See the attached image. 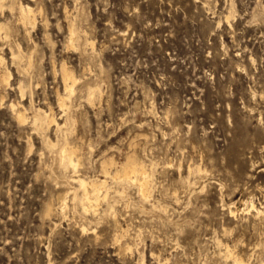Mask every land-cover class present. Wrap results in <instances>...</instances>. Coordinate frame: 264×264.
<instances>
[{
    "label": "rangeland",
    "instance_id": "1",
    "mask_svg": "<svg viewBox=\"0 0 264 264\" xmlns=\"http://www.w3.org/2000/svg\"><path fill=\"white\" fill-rule=\"evenodd\" d=\"M21 1L36 11L35 27L19 21ZM21 1L0 11V76L10 72L7 84L0 77V264H241L224 257L225 245L249 258L242 264H264V215L250 203L264 208V0ZM64 60L82 76L67 111L58 103ZM11 104L30 119L20 122ZM48 108L66 125L34 129ZM64 136L79 146L85 176L105 178L103 158L121 163L135 151L155 172L151 201L127 186L113 211L105 201L99 214L84 212L72 193L63 210L74 186L73 168L59 163Z\"/></svg>",
    "mask_w": 264,
    "mask_h": 264
},
{
    "label": "bare ground",
    "instance_id": "2",
    "mask_svg": "<svg viewBox=\"0 0 264 264\" xmlns=\"http://www.w3.org/2000/svg\"><path fill=\"white\" fill-rule=\"evenodd\" d=\"M21 1V0H20ZM233 1V0H232ZM25 2V1H24ZM10 3V2H9ZM8 3V4H9ZM7 4V0H0V11L3 9H5L4 7H6L5 5ZM7 4V5H8ZM20 5V7H21V16H20V20L19 21H22V23L24 24V25H27V24H31L33 27H35V25H36V23H37V18H36V14H35V10H34V8H33V6H31V5H29V4H26V3H23L22 1H21V3L19 4ZM18 5V6H19ZM209 5V4H208ZM10 7H11V9L13 8V6H14V2H11L10 3V5H9ZM9 7V8H10ZM7 8V7H6ZM8 8V9H9ZM41 7H39V9H40ZM43 8V7H42ZM78 8V7H77ZM205 8H206V6H205ZM231 8V7H230ZM20 10V9H19ZM37 10V9H36ZM19 12V11H18ZM233 12V11H232ZM38 13V12H37ZM11 14V13H10ZM20 15V14H19ZM76 15V14H75ZM74 15V16H75ZM13 16V15H12ZM18 16V15H17ZM16 16V17H17ZM38 16V15H37ZM7 17V16H6ZM4 18H5V16H4ZM68 18V17H67ZM72 18V17H71ZM229 18V16H227V19ZM8 19V18H7ZM17 19V18H16ZM74 19V18H73ZM1 20V19H0ZM47 20V19H46ZM7 21H9V20H7ZM6 21V22H7ZM17 21V20H16ZM16 21H15V23H16ZM70 21H72V20H70ZM75 21V20H74ZM80 22V21H79ZM14 23V24H15ZM77 23V22H76ZM84 23V22H83ZM82 23V24H83ZM10 24V23H9ZM68 24V23H67ZM16 25V24H15ZM81 25V24H80ZM16 26H18V25H16ZM7 23H4V22H2V21H0V32L1 31H5L6 32V35L8 34V32H7ZM67 27H68V25H67ZM84 28V27H83ZM15 29V28H14ZM13 29V30H14ZM18 29H19V27H18ZM85 29V28H84ZM83 29V30H84ZM13 30H12V33H13ZM30 30V29H29ZM82 30V31H83ZM86 30V29H85ZM15 31V30H14ZM18 31V30H17ZM26 31V30H25ZM81 31V32H82ZM28 32V31H27ZM30 32V31H29ZM80 32V33H81ZM87 32V31H86ZM85 32V33H86ZM11 33V34H12ZM15 33V32H14ZM69 33H70V35H69V46H76L77 45V41L79 40V38H80V36H79V38H78V40H77V27H76V24L72 21L71 23H70V26H69ZM25 34H26V32H25ZM46 34V33H45ZM1 35H5V33L3 34H1ZM5 35V36H6ZM29 35V34H28ZM4 36V37H5ZM27 36V35H26ZM86 36V35H85ZM8 37V36H7ZM28 38V37H27ZM86 38V37H85ZM29 39V38H28ZM87 39H89V38H87ZM3 40H5V39H3ZM17 41V40H16ZM67 41V40H66ZM18 42V41H17ZM87 42V41H86ZM19 43V42H18ZM88 43H91V46L93 45V42L91 41V42H88ZM20 44V43H19ZM83 45H84V43H82ZM18 45V44H17ZM82 45V46H83ZM86 45V44H85ZM34 46V45H33ZM32 46V47H33ZM67 46V45H66ZM17 47H19V45L17 46ZM35 47V46H34ZM79 47V46H78ZM77 47V49H79ZM85 47V46H84ZM83 47V48H84ZM86 47H87V45H86ZM89 47H90V45H89ZM93 47V46H92ZM71 48H74V47H71ZM91 48V47H90ZM13 49V48H12ZM20 49V48H19ZM18 49V50H19ZM24 49V48H23ZM28 49H30V48H27V50ZM69 49H70V47H69ZM76 49V50H77ZM11 50V49H10ZM15 50H16V47H15ZM84 50V49H83ZM90 50V49H89ZM88 50V51H89ZM95 50V49H94ZM93 50V51H94ZM13 51V50H12ZM11 51V53H13V57L14 58H16L17 57V59H18V56L21 54V53H23L24 51H22L21 53H18V54H15V51L14 52H12ZM35 51V50H34ZM33 52V51H32ZM90 52V51H89ZM27 52H25V54H26ZM28 53H31V50H30V52H28ZM24 54V53H23ZM34 54V53H33ZM12 55V54H11ZM30 55V54H29ZM81 55V54H80ZM89 55V54H88ZM91 55V54H90ZM97 55V54H96ZM21 56V55H20ZM27 56H28V54H27ZM26 56V57H27ZM82 56V55H81ZM30 57V56H29ZM3 56L2 55H0V60H1V62L3 61ZM12 58V57H11ZM20 58V57H19ZM31 58V57H30ZM34 58V57H33ZM87 58V57H86ZM13 59V58H12ZM21 59V58H20ZM89 59V58H88ZM14 60V59H13ZM22 60H23V55H22ZM26 60H27V58H26ZM83 60H84V58H83ZM33 61H34V59H33ZM38 60H36V62H37ZM88 61V60H87ZM1 62H0V64H1ZM15 62V61H14ZM25 62H27V61H25ZM35 62V63H36ZM60 62H62L60 65V71H61V75H62V79H63V83H64V90L66 91V94H67V96L65 95V94H58V103L60 104V106L63 108V111L65 110V111H67V97L69 98L71 95H73V93H75L74 91H75V86L78 84V83H80L81 81H80V78L82 77H79V75H77V73H75V71H74V69L67 63V61L66 60H64V61H60ZM19 63V62H18ZM32 64H33V62H31ZM31 63H30V65H31ZM83 63V62H82ZM2 64H5V63H2ZM84 64V63H83ZM89 64V63H88ZM14 65V64H13ZM18 65V64H17ZM24 65V64H23ZM15 66V65H14ZM29 66V65H28ZM32 66V65H31ZM30 66V67H31ZM34 66H36L37 67V64L35 65L34 64ZM34 66H32V67H34ZM2 67V66H1ZM7 67V66H6ZM22 67V66H21ZM27 68V67H26ZM7 69V68H6ZM31 68H29V70H30ZM37 69V68H36ZM8 70V69H7ZM25 70V69H24ZM23 70V71H24ZM27 70H28V68H27ZM28 70V71H29ZM26 72V71H25ZM35 72V71H34ZM102 72V71H101ZM39 73V72H38ZM94 74V73H93ZM40 75V74H39ZM38 75V77H40ZM9 76H10V72L9 71H5V72H3V73H1V79L3 80V81H6L5 83L7 84V82L8 81H10L9 80ZM30 78H31V75H30ZM89 78V77H88ZM98 78V77H97ZM21 80V79H20ZM33 80H36L35 78L33 79ZM39 80V79H38ZM89 81V80H88ZM87 81V82H88ZM4 83V84H5ZM30 83V82H29ZM18 85H20L19 87H20V89H21V92L22 93H25V91L23 90V83H19L18 82ZM28 85V84H27ZM81 85V84H80ZM89 86L90 84L89 83H86V86ZM98 85V84H97ZM31 86V85H30ZM93 86H94V84H93ZM101 86V85H100ZM78 87H80V86H78ZM77 87V88H78ZM25 88H27V87H25ZM84 88V87H83ZM19 89V90H20ZM28 89H30L29 87H28ZM79 89V88H78ZM89 90H88V92H87V94H88V99L90 100V101H92V99L93 98H95V95L97 96V93H98V91L100 92V87L99 86H94V87H92V86H90L89 88H88ZM26 90V89H25ZM63 90V91H64ZM28 91H30V90H28ZM64 91V92H65ZM77 91V90H76ZM31 92H32V90H31ZM83 92V91H82ZM80 93V92H79ZM26 94V93H25ZM33 94V93H32ZM82 95V94H81ZM99 95V94H98ZM31 97V96H30ZM263 97V96H262ZM71 99L73 98V97H70ZM83 98V97H82ZM100 98V97H99ZM95 100H96V98H95ZM263 100V99H262ZM30 102H31V100H30ZM69 103V102H68ZM74 103V102H73ZM12 106H13V110H14V112H15V114H16V116H17V118H18V120L20 121V122H25L26 120H27V115H26V112L23 110V109H19L18 107H15V105L14 104H11ZM80 105H81V103H80ZM77 106V105H76ZM20 107L22 108V106L20 105ZM26 107V106H25ZM40 107V106H39ZM38 107V108H39ZM74 107V106H73ZM82 107V106H81ZM28 108V107H27ZM41 108V107H40ZM69 108H70V105H69ZM77 108H78V106H77ZM76 108V109H77ZM11 109H12V107H11ZM149 109H151V108H149ZM26 110V109H25ZM153 110V109H152ZM27 111V110H26ZM29 111V110H28ZM53 110H52V108H48V110H43V109H38V112H37V114L33 117V125L35 126V128L34 129H36V128H42V127H44V126H47V128H50L52 125H54V126H56V128H63V126H65L66 125V123H67V121L65 122V123H63V124H61L60 122H58V120H57V117H55V114H53V112H52ZM79 111V110H78ZM252 111V110H251ZM13 112V111H12ZM13 112V113H14ZM75 112V111H74ZM73 112V113H74ZM148 112H149V110H148ZM146 113H147V111H146ZM61 114V113H60ZM62 114H64V113H62ZM61 114V115H62ZM80 114V113H79ZM148 114H150V113H148ZM29 116V115H28ZM65 116H66V114H65ZM74 116V115H73ZM73 118H75V117H73ZM29 119H30V117H29ZM28 119V120H29ZM77 119V118H76ZM79 119V118H78ZM27 120V121H28ZM32 120V119H31ZM64 120V119H63ZM73 120V119H72ZM71 120V121H72ZM26 121V122H27ZM74 121V120H73ZM76 121V120H75ZM74 121V122H75ZM77 122V121H76ZM81 123V122H80ZM31 124V123H30ZM141 124V123H140ZM73 125H74V123H73ZM173 126V125H172ZM149 127V126H148ZM74 128V127H73ZM73 128H72V130H73ZM176 128V127H175ZM31 129H33V128H31ZM33 129V130H34ZM37 130V129H36ZM42 130V129H41ZM46 130V129H45ZM33 132V131H32ZM61 132V131H60ZM67 132V131H66ZM71 132V131H70ZM69 132V133H70ZM37 133V132H36ZM45 133V132H44ZM49 133V132H48ZM47 133V134H48ZM55 133V132H54ZM62 133H64V132H62ZM61 133V134H62ZM69 133H68V135H66V136H69ZM74 133H76V131L74 132ZM73 133V134H74ZM39 134V133H38ZM42 134V133H41ZM148 134V133H147ZM45 135V134H44ZM65 135V134H64ZM46 136V135H45ZM55 136H56V134H55ZM66 136H64V140H65V137ZM40 137H43V135L42 136H40ZM47 137H48V135H47ZM51 137V136H50ZM70 137V136H69ZM73 137V136H72ZM72 137H71V139H72ZM59 138V137H58ZM171 138V137H170ZM40 139V138H39ZM44 139V138H43ZM43 139H41V140H43ZM55 139H56V137H55ZM70 139V140H71ZM49 140V141H48ZM47 141H48V143L50 144V146L52 145L53 147H56L55 145L57 144L56 142H53L52 141V139H51V141H50V139H48ZM57 140V139H56ZM55 140V141H56ZM44 141V140H43ZM66 141V140H65ZM76 141H78V140H76ZM61 142V141H60ZM74 142V141H73ZM72 142V144H74ZM44 144H46V142H43ZM48 144V145H49ZM69 141H66L65 142V144L64 145H62V147H61V149H59V152H60V160H59V163L65 168L64 170L65 171H67L66 169L68 168H70V167H72L73 168V170L72 171H74V174H72V175H70L71 177H70V179L69 180H71L73 183H74V186L72 185V188H73V190L71 191H69L68 190V192H67V194H66V196H64L63 197V201H62V207H63V210L67 207V201H66V198H67V195H68V193H72L73 195L71 196V197H73L74 198V201H77V205L79 204V206H81L80 208L84 211V212H95V213H98L99 214V212L97 211V210H99V205L101 204V202H104L105 203V201L107 202V204L109 205V207L111 208V210L113 211L114 210V205H116V204H114L113 202H115V200H116V198H117V196H124L125 195V193H126V187L127 186H133V187H135L136 188V191L139 193V196L141 197V199L145 202H150L151 201V199H152V196H153V183L155 182V181H153L154 180V173L155 172H153V169H149L151 166H149V168H148V166H147V163H145L143 160H142V158H140L139 157V154L137 155V153L135 152V151H133V152H130V153H128L127 154V156H126V158L124 159V161L122 160L121 161V163H119V161H117L114 157H112L111 155V157H105V158H103V160L102 159H100V160H102L101 161V167L100 168H102V174H104V176H105V178H102V177H93L92 175L91 176H85L84 174L82 175V174H79L78 173V171L80 170V169H78L79 168V166H81L82 164H81V158H82V156H81V154H80V148H79V146H77V145H72ZM47 145V144H46ZM50 146H48V147H50ZM52 146L50 147L51 148V150H52ZM88 146H91V145H88ZM47 147V146H46ZM91 147H93V146H91ZM53 152V151H52ZM82 152V151H81ZM59 154V153H58ZM87 157H85V159H86ZM100 158V157H99ZM42 159H43V157H42ZM51 160V159H50ZM87 160V159H86ZM95 160V159H94ZM93 160V161H94ZM44 161V160H43ZM83 161V160H82ZM149 161V160H148ZM154 161V160H153ZM45 162V161H44ZM84 162V161H83ZM53 163V162H52ZM156 163V162H155ZM150 164V163H149ZM48 165V164H47ZM50 165V164H49ZM58 165V164H57ZM154 165H156V164H154ZM153 165V166H154ZM191 165H193V164H191ZM87 166H89V165H87ZM152 166V167H153ZM171 166V165H170ZM60 167V166H59ZM83 167V166H82ZM85 167V166H84ZM193 167V166H192ZM191 167V171H193V173H194V171H196V172H199V173H197V175L196 176H198V174H200V173H202V168H201V166L199 165V166H197L195 169H194V167L192 168ZM58 168V167H57ZM60 168H62V167H60ZM71 168V169H72ZM90 168H92V167H90ZM154 169H155V166L153 167ZM83 169V168H82ZM48 170V169H47ZM51 170V169H50ZM57 170V169H56ZM63 170V169H62ZM156 170V169H155ZM206 171V170H205ZM59 172H60V170H59ZM71 172V171H70ZM64 173V172H63ZM205 173V172H204ZM207 173V172H206ZM53 174H54V172H53ZM89 174V173H88ZM189 174V173H188ZM59 175H60V173H59ZM187 175V174H186ZM190 175V174H189ZM191 175H194V174H191ZM49 176H50V173H49ZM66 176V175H65ZM196 176H194V177H196ZM201 176V175H200ZM202 176H203V174H202ZM55 177V176H54ZM58 177V176H57ZM64 177V176H63ZM165 177V176H164ZM187 178H189L188 177V175H187ZM193 178V177H192ZM206 178V177H205ZM58 179V178H57ZM61 179V178H60ZM181 179H183V178H181ZM186 179V178H185ZM185 179H184V182H185ZM194 179V178H193ZM62 180V179H61ZM192 180V179H191ZM195 180V179H194ZM199 180H201V178L199 179ZM199 180H197V181H199ZM109 181H111V182H113V184L115 183L116 185L118 184V185H121V187L119 188H117V187H115L114 189H113V184L111 185L110 184V182ZM60 182V181H59ZM63 182V181H62ZM190 182V181H189ZM196 182V181H195ZM67 183V182H66ZM191 183H194V182H191ZM190 184V183H189ZM196 184V183H195ZM198 184V183H197ZM63 185V184H62ZM155 185H157V184H155ZM154 185V186H155ZM191 185V184H190ZM67 186V185H66ZM70 186H71V184H70ZM196 186V185H195ZM183 187V186H182ZM190 187V186H189ZM164 188V187H163ZM166 188V187H165ZM204 188V187H203ZM69 189V188H68ZM71 189V188H70ZM131 189V188H130ZM167 189H170V188H167ZM67 190V189H66ZM127 190H128V188H127ZM132 190H133V188H132ZM186 190V189H185ZM188 190V189H187ZM129 191V190H128ZM164 192V191H163ZM166 192V191H165ZM196 192V191H195ZM203 192V191H202ZM135 194H137L136 192H134ZM127 194V193H126ZM167 194V193H166ZM192 194V193H191ZM65 195V194H64ZM171 195V194H170ZM169 195V196H170ZM189 195V194H188ZM69 196V195H68ZM168 196V195H167ZM175 196V195H174ZM116 197V198H115ZM126 197H128V194L126 195ZM172 197H173V194H172ZM112 198V199H111ZM113 198H115L114 200H113ZM131 198V197H130ZM137 198H139V197H137ZM170 198V197H169ZM175 198H177V197H175ZM68 199V198H67ZM122 199V198H121ZM124 199V198H123ZM128 199H129V197H128ZM128 199H127V202H128ZM171 199V198H170ZM72 200V199H71ZM156 200V199H155ZM173 199H171V201H172ZM176 200V199H175ZM132 201H134V200H132ZM154 201V200H153ZM179 201H180V199H179ZM254 201V200H253ZM252 200H251V206H252V208L251 209H254L256 212L255 213H257L258 215H260L261 217L264 215V208H260V207H258L256 204H255V202H253ZM126 202V201H125ZM134 202H137L136 200L134 201ZM176 202V201H175ZM139 203V202H138ZM155 203V202H154ZM158 203V202H157ZM157 203H156V205H157ZM230 203V202H229ZM228 203V208H229V212H230V215H234L237 211H238V208H237V206L236 207H234V203L233 204H229ZM249 203V204H250ZM164 204V203H163ZM167 204V203H166ZM166 204H164L165 206H166ZM224 204V203H223ZM226 204V203H225ZM236 204V203H235ZM139 205H140V203H139ZM138 205V206H139ZM155 205V206H156ZM60 206V205H59ZM75 207H76V205H74ZM132 206V205H131ZM146 206V205H145ZM152 206H154V204L152 205ZM158 206V205H157ZM160 206V205H159ZM162 206V205H161ZM105 207V206H104ZM127 207V206H126ZM137 207V206H136ZM142 207H144V206H142ZM147 207V206H146ZM150 207H151V205L149 206V208H146V209H150ZM169 207V206H168ZM77 208H78V206H77ZM152 208H154V207H152ZM161 208V207H160ZM166 208V207H165ZM164 207H162V209H165ZM107 209V208H106ZM105 209V210H106ZM162 209H160V210H162ZM168 209V208H167ZM166 209V210H167ZM224 209V208H223ZM48 212L51 210V207H49L48 209ZM68 210V209H67ZM105 210H103V211H105ZM158 210H159V208H158ZM56 211V210H55ZM76 211V210H75ZM97 211V212H96ZM100 211V210H99ZM108 211V210H107ZM52 212V211H51ZM63 212V211H62ZM61 212V213H62ZM79 212H81V211H79ZM88 212V213H89ZM102 212V211H101ZM162 212V211H161ZM167 212V211H166ZM171 212V211H170ZM179 212V211H178ZM50 213V212H49ZM82 213V212H81ZM114 213V212H113ZM163 213H164V210H163ZM86 214V213H85ZM173 214V213H172ZM175 214V213H174ZM173 214V215H174ZM181 214V213H180ZM49 215V214H48ZM95 215H97V214H95ZM240 215V214H239ZM243 215V214H242ZM65 216V215H64ZM82 216H83V213H82ZM168 217V216H167ZM255 217H256V215H255ZM254 217V218H255ZM152 218H153V216H152ZM157 218V217H156ZM172 218V217H171ZM237 218V217H236ZM249 218V217H248ZM253 218V219H254ZM259 218V217H258ZM264 218V217H263ZM262 218V219H263ZM158 219V218H157ZM170 219V218H169ZM175 219V218H174ZM173 219V220H174ZM252 219V220H253ZM148 220V219H147ZM166 220V219H165ZM255 220V219H254ZM253 220V221H254ZM260 220H261V218H260ZM246 221V220H245ZM258 221H259V219H258ZM257 221V222H258ZM264 221V220H263ZM177 222V221H176ZM264 223V222H263ZM150 224V223H149ZM151 224H153V223H151ZM150 224V225H151ZM156 224V223H155ZM161 224V223H160ZM257 225H259V224H257ZM163 226V225H162ZM245 226V225H244ZM255 226V225H254ZM84 227V226H83ZM181 227V226H180ZM179 227V228H180ZM249 227V226H248ZM256 227V226H255ZM261 227V226H260ZM263 227V226H262ZM252 228V227H251ZM257 228H258V226H257ZM84 229L85 230H87V228H85L84 227ZM263 229V228H262ZM245 230V229H244ZM253 230V229H252ZM157 231V230H156ZM178 231V230H177ZM229 231V230H228ZM255 231H257V229L255 230ZM254 231V232H255ZM259 231V230H258ZM264 231V230H263ZM253 232V231H252ZM260 232H261V230H260ZM165 233V232H164ZM234 233V232H233ZM256 233V232H255ZM264 232H262V234H263ZM172 237V236H171ZM238 237V236H237ZM250 237H251V235H250ZM172 239V238H171ZM238 239H239V237H238ZM252 239V238H251ZM263 239V238H262ZM242 240V239H241ZM264 240V239H263ZM216 241V240H215ZM220 241V240H219ZM240 241V240H239ZM244 241V240H243ZM255 241V240H254ZM260 241V240H259ZM229 242V241H228ZM221 243H223L222 241H220V244ZM236 244H237V242H235ZM251 243V242H250ZM253 243V242H252ZM168 244V243H167ZM215 244V243H214ZM217 244H219L218 242H217ZM263 244H264V242H263ZM238 245V244H237ZM240 245V244H239ZM242 245V244H241ZM259 245L260 244H258V248H259ZM176 246V245H175ZM219 246V245H218ZM222 246V245H221ZM224 246V245H223ZM260 246H262V244L260 245ZM253 247V246H252ZM251 247V248H252ZM222 248H224V252H225V255H224V257L226 258V259H229V258H227V257H230V259L231 258H233L234 260H232V262H234V261H239V262H241V264L244 262V261H246V260H248V259H246V260H243L244 259V257L243 258H241L243 255H241V257H239L237 254H236V252H234L228 245H225V247H222ZM235 248H236V245H235ZM239 248V247H238ZM249 248V247H248ZM255 248V247H254ZM257 248V247H256ZM255 248V249H256ZM243 249V248H242ZM253 249V248H252ZM220 250H222L221 249V247H220ZM236 250V249H235ZM219 251V250H218ZM247 251V250H246ZM257 252H258V250H256ZM222 252H223V250H222ZM253 252V251H252ZM260 252H262V251H260ZM259 252V253H260ZM220 253V252H219ZM250 253V252H249ZM248 253V254H249ZM220 254H222V253H220ZM219 254V255H220ZM239 254V253H238ZM263 254H264V252H263ZM251 256H253V255H251ZM248 257H250V255L248 256ZM255 257V256H254ZM160 258V257H159ZM214 258H216L215 256H214ZM259 257H257V259H258ZM263 258H264V256H263ZM261 259V258H260ZM174 260V259H173ZM221 260H222V257H221ZM262 260H264V259H262ZM215 261V260H214ZM226 261V260H225ZM251 260H249V262H250ZM258 261V260H257ZM205 262V261H204ZM217 262H219V259H218V261ZM231 262V261H230ZM252 262H254L253 260H252ZM258 262H260V261H258ZM257 262V263H258ZM237 263V262H236ZM261 263V262H260ZM163 264V263H162ZM261 264H263V263H261Z\"/></svg>",
    "mask_w": 264,
    "mask_h": 264
}]
</instances>
